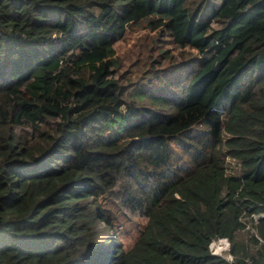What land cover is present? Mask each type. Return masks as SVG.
I'll use <instances>...</instances> for the list:
<instances>
[{
  "label": "trees",
  "instance_id": "16d2710c",
  "mask_svg": "<svg viewBox=\"0 0 264 264\" xmlns=\"http://www.w3.org/2000/svg\"><path fill=\"white\" fill-rule=\"evenodd\" d=\"M0 264H264V0H0Z\"/></svg>",
  "mask_w": 264,
  "mask_h": 264
},
{
  "label": "rangeland",
  "instance_id": "374dc122",
  "mask_svg": "<svg viewBox=\"0 0 264 264\" xmlns=\"http://www.w3.org/2000/svg\"><path fill=\"white\" fill-rule=\"evenodd\" d=\"M143 36L144 35H142L141 32H128L122 40L115 44L116 55L120 61V72L124 70L132 72L136 68V64L139 63V57H141V46L139 42ZM169 48H172V53L174 55H177V51H175L172 45H169ZM143 53L144 51L142 52V54ZM115 221L118 225H120L119 229L121 231V238L123 240V243L126 246H130L132 245L138 235V232L146 222V218L139 216L132 211L128 212L127 210H121L118 213V218ZM248 228L251 231L253 230L249 225H246L245 229ZM225 245V242H222L221 244L219 240L215 239V241L213 240V242L210 244V249L218 250L219 247H224ZM221 252L224 256L230 258L226 251Z\"/></svg>",
  "mask_w": 264,
  "mask_h": 264
},
{
  "label": "clouds",
  "instance_id": "9594fccd",
  "mask_svg": "<svg viewBox=\"0 0 264 264\" xmlns=\"http://www.w3.org/2000/svg\"><path fill=\"white\" fill-rule=\"evenodd\" d=\"M217 240H219L221 244H222V242H225L226 245H225L224 247H219L218 250H215V249L212 250V249H210V244H211L213 241H211V242L209 243V246H208L209 251H210L211 253H213V254H216V255L222 256V257H224L225 259L230 260V259H231V254L228 252V246H229V243H228L227 239H226V238H217ZM214 241H215V240H214ZM221 251H226L227 254L230 256V258L224 256V255L222 254Z\"/></svg>",
  "mask_w": 264,
  "mask_h": 264
}]
</instances>
